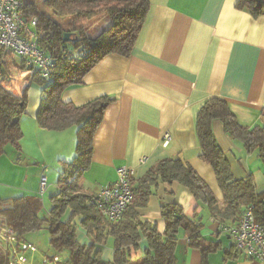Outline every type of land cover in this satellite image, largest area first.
Here are the masks:
<instances>
[{
    "label": "crops",
    "instance_id": "0c3cea01",
    "mask_svg": "<svg viewBox=\"0 0 264 264\" xmlns=\"http://www.w3.org/2000/svg\"><path fill=\"white\" fill-rule=\"evenodd\" d=\"M149 2L150 10L131 54L108 55L81 85L69 87L62 94L64 102L76 106L100 97L113 100L94 137L92 163L79 186L94 196L102 187L114 183L119 167L127 166L135 169L134 190L141 187L140 181L161 160L179 158L191 165L222 201L212 168L200 158L197 120L204 105L219 98L226 101L240 125L264 126V16L253 18L248 10L238 9V0ZM27 94L26 115L21 120V151L9 145L0 157V200L36 196L42 201L43 214H47L52 198L59 192L60 161H72L76 155L77 127L64 131L41 129L36 121L41 88L31 84ZM165 134L171 137L167 146L163 145ZM212 134L234 177L252 175L257 191L264 192L262 160L233 140L218 119L212 123ZM43 176L47 177V187L41 194ZM151 191L145 204L136 209L141 221L156 224L163 233L161 207L179 205L186 216L202 217L203 238L219 247L209 254L206 264H261L237 255L220 223L181 184L158 179ZM80 221L79 217L74 220L77 240L91 244ZM38 235L49 241L46 229L26 236L31 242L28 243L38 249L26 254L29 264H40L45 257L46 250L40 251L35 244L40 243L35 238ZM188 243L181 233L177 264H204L201 251ZM147 247L142 237L139 248L132 249V257H142ZM98 249L104 260H113V237L109 236Z\"/></svg>",
    "mask_w": 264,
    "mask_h": 264
},
{
    "label": "trees",
    "instance_id": "16d2710c",
    "mask_svg": "<svg viewBox=\"0 0 264 264\" xmlns=\"http://www.w3.org/2000/svg\"><path fill=\"white\" fill-rule=\"evenodd\" d=\"M236 7L248 10L253 18L264 16V0H238ZM149 10V0H23L22 16L27 22L38 19L39 45L56 60L49 79H43L33 68L16 64L11 54L0 48V157L9 145L18 153L21 151V120L26 115L29 88H16L19 77L15 76L22 71L27 72L25 78L30 84L36 83L41 88L38 126L48 131L77 127L76 155L72 161H60L59 192L52 198V208L47 214H43L42 201L36 196L0 200V214L21 240L30 242L26 239L30 233L44 229L49 232V248L44 253L51 260L59 257L56 264H177L181 233L188 238V246L201 251L206 264L209 254L219 247L203 238L202 217H188L179 205L166 204L161 207L163 233L156 224L140 220L136 209L145 204L158 179L184 186L220 225L236 223L252 207L255 220L264 226V192L257 191L252 175L234 177L213 137L212 123L220 120L226 133L242 143L249 154H256L263 164L264 126L240 125L226 101L219 98L209 100L201 109L196 130L200 158L212 168L223 194L222 201L194 168L179 158L163 159L148 172L139 183L142 188L133 190V201L123 218L115 223L102 217L92 203L94 196L79 186L92 163L94 137L113 100L100 97L76 106L64 102L62 94L69 87L81 85L85 76L108 55L129 56ZM66 33L70 34L69 41H65ZM78 217L80 226L92 239L91 244H80L77 240L74 220ZM109 236L114 239V256L106 261L98 246L104 245ZM142 237L148 247L142 257L134 259L131 251L139 248Z\"/></svg>",
    "mask_w": 264,
    "mask_h": 264
},
{
    "label": "built area",
    "instance_id": "2783aa9c",
    "mask_svg": "<svg viewBox=\"0 0 264 264\" xmlns=\"http://www.w3.org/2000/svg\"><path fill=\"white\" fill-rule=\"evenodd\" d=\"M23 0H0V48L10 53L16 64L37 70L43 79H49L56 66V60L45 53L39 45L38 19L27 22L22 16ZM171 140L169 134L163 136V145ZM145 161V158L141 160ZM135 169L119 167L113 184L102 187L92 198V203L106 220L120 221L134 194L132 180ZM47 187V177L40 180V193ZM7 203H3L5 206ZM1 206V208H3ZM227 234L233 251L249 260L264 264V226L254 217L252 207L247 208L234 224L220 225ZM37 247L18 238L8 220L0 214V264H29L27 253H36ZM59 257H44L40 264H56Z\"/></svg>",
    "mask_w": 264,
    "mask_h": 264
},
{
    "label": "rangeland",
    "instance_id": "374dc122",
    "mask_svg": "<svg viewBox=\"0 0 264 264\" xmlns=\"http://www.w3.org/2000/svg\"><path fill=\"white\" fill-rule=\"evenodd\" d=\"M104 20H103V22H105ZM31 72L34 73V71H31ZM26 74H27L26 71H22L19 74H17V76H15V77L21 78V79L16 78V79H18V84H17L16 88H18V89H20V88L26 89V88H28L31 85L30 84V80L25 78ZM32 84H36V83H32ZM35 238H37V240L40 241V243L34 241L35 244L38 246V248H40L39 249L40 251H42V250L44 251V250H47L49 248V241L47 243V239L46 238H44L43 236H40V235L36 236ZM36 264H38V263H36Z\"/></svg>",
    "mask_w": 264,
    "mask_h": 264
},
{
    "label": "water",
    "instance_id": "95a60500",
    "mask_svg": "<svg viewBox=\"0 0 264 264\" xmlns=\"http://www.w3.org/2000/svg\"><path fill=\"white\" fill-rule=\"evenodd\" d=\"M70 40V34L69 33H66L65 34V41H69Z\"/></svg>",
    "mask_w": 264,
    "mask_h": 264
}]
</instances>
